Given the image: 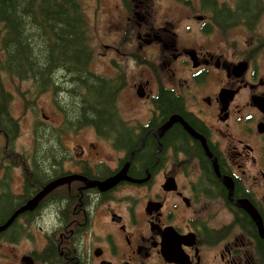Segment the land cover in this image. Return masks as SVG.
<instances>
[{
    "label": "flooded vegetation",
    "instance_id": "af4514ba",
    "mask_svg": "<svg viewBox=\"0 0 264 264\" xmlns=\"http://www.w3.org/2000/svg\"><path fill=\"white\" fill-rule=\"evenodd\" d=\"M106 1L86 31L91 91L56 104L48 163L1 170L19 171L7 219L54 189L3 236L0 264H264V0L176 6L172 22L150 0ZM132 157L139 183L90 185Z\"/></svg>",
    "mask_w": 264,
    "mask_h": 264
},
{
    "label": "trees",
    "instance_id": "16d2710c",
    "mask_svg": "<svg viewBox=\"0 0 264 264\" xmlns=\"http://www.w3.org/2000/svg\"><path fill=\"white\" fill-rule=\"evenodd\" d=\"M90 24L82 0H0V135L12 138L13 131L18 129L9 109L15 94L7 88L4 74L12 79L15 92L28 97L31 103L32 95L39 94L40 100L51 93L56 105L67 103L68 94L78 99L89 93L84 89L89 77L83 41ZM58 79L66 81V88ZM23 83H30L31 89L22 90ZM62 93L66 94L65 99ZM116 94L113 90L110 97ZM92 101L99 105L101 99L94 97ZM84 114L99 117L94 108L84 110ZM45 144L49 146L45 154L51 156L54 145L51 129L39 130L34 151L40 153ZM3 151L0 149V167ZM7 205L1 196L0 211L6 210ZM10 214L8 210L6 216ZM2 234L9 237L11 229Z\"/></svg>",
    "mask_w": 264,
    "mask_h": 264
},
{
    "label": "rangeland",
    "instance_id": "374dc122",
    "mask_svg": "<svg viewBox=\"0 0 264 264\" xmlns=\"http://www.w3.org/2000/svg\"><path fill=\"white\" fill-rule=\"evenodd\" d=\"M151 3H153L154 7L156 10H160V13L162 15L164 14H170L171 17L169 19H165V21H170L172 22L173 19H178V15L176 12H174L173 8L176 7L175 3L173 0H150ZM225 1V0H221ZM117 1L114 0L108 7L107 10H113V7ZM187 2H192V4L200 5L201 0H187ZM107 3L106 0H82V5L84 8V11L88 18L91 21V24L93 23V26L91 29H100L101 24L104 23L105 18L107 17V14L104 15V10H105V4ZM187 13L191 12V7L186 5ZM187 24L192 23L189 20L186 21ZM4 80L7 88L15 94V98H17L19 95L15 92L13 86V81L9 76H6L4 74ZM16 84L21 85V83L16 81ZM15 87V86H14ZM30 87L31 89V84L30 83H23L22 90H27ZM62 99H65L66 94L62 93ZM53 95L51 93H47L43 96L40 97L39 104L34 106V110L31 109L32 113L27 114L25 117L23 116V107L22 104L24 105L25 98H21L19 101H15L12 107V114L18 118V117H24L27 121L30 119H40V120H46L47 118L54 117L56 115L55 107H54V102H53ZM56 106V105H55ZM36 112V113H35ZM36 118H35V117ZM49 122V121H48ZM26 126H32V125H26ZM29 136L26 135L25 133L23 136L19 139V141L15 144L14 149L16 151L20 150H31L33 148V139L29 140ZM69 144V142H68ZM70 145V144H69ZM32 147V148H31ZM48 145H43L42 150L40 152V163H48V158L49 155L45 154L46 149H48ZM13 173H19V171L14 170ZM2 178L0 185L4 188L7 189L10 187V185L5 184V180L10 178V175H2L0 174V179ZM15 178L18 179L16 175L11 176V186H13V182L16 181ZM16 183H18L16 181ZM14 203V204H13ZM12 204H8L6 207V210H1L0 211V223L3 222L7 216L6 213L8 210H11L12 208H15L17 206V203L13 202ZM6 216V217H5ZM5 218V219H4ZM4 219V220H3Z\"/></svg>",
    "mask_w": 264,
    "mask_h": 264
},
{
    "label": "water",
    "instance_id": "95a60500",
    "mask_svg": "<svg viewBox=\"0 0 264 264\" xmlns=\"http://www.w3.org/2000/svg\"><path fill=\"white\" fill-rule=\"evenodd\" d=\"M121 177L117 178L116 180H120ZM43 197V194L39 195L36 199L31 201L26 207L21 208L19 211L15 213V215L6 223L0 225V233H2L7 227H10L13 222L16 220V218L21 215L22 213H25L27 211H30L36 207V204L39 202V200ZM262 235L264 237V232L262 231Z\"/></svg>",
    "mask_w": 264,
    "mask_h": 264
},
{
    "label": "bare ground",
    "instance_id": "6f19581e",
    "mask_svg": "<svg viewBox=\"0 0 264 264\" xmlns=\"http://www.w3.org/2000/svg\"><path fill=\"white\" fill-rule=\"evenodd\" d=\"M90 25H91V24H90ZM63 133H64V134H63V135H64V141H63V143H64V144L67 143V145H69V144H68L69 141H68V138H67L66 130L63 131ZM33 148H34V139H33ZM59 155H60V154H59ZM43 190H44V189H43ZM52 192H53V191H52ZM48 195H49V194H48ZM46 197H47V196H46ZM41 202H42V201H41ZM41 202H40V203H41ZM8 229H10V227H7L3 232L7 231Z\"/></svg>",
    "mask_w": 264,
    "mask_h": 264
}]
</instances>
